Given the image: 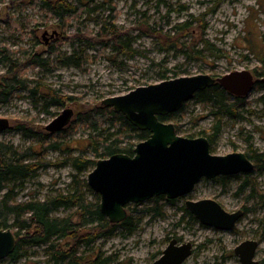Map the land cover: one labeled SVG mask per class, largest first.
I'll return each mask as SVG.
<instances>
[{"label":"rangeland","instance_id":"1","mask_svg":"<svg viewBox=\"0 0 264 264\" xmlns=\"http://www.w3.org/2000/svg\"><path fill=\"white\" fill-rule=\"evenodd\" d=\"M90 8L96 10L88 14L83 8L60 24L58 16L41 8L39 0H0V78L10 66L2 58L7 50L21 63V75L31 87L44 82L65 99L64 104L46 109L44 101L35 98L31 89L18 90L8 102L0 103V117L11 122L10 128L0 131V141L21 149L35 145V140L26 138L17 128L24 124L49 133V142L62 144L60 149H47V160L60 162L69 153H84L99 160L103 156L98 151L103 149L89 145L92 128L77 122L80 113L102 106L107 97L123 95L140 86L199 73L223 76L248 69L254 72L257 82L245 96L243 117L224 116L218 135H214L218 118L212 104L196 98L166 121L174 123L181 136L213 139L211 150L217 155L264 152V75L256 72L264 73V0H95ZM111 14H116L119 29L131 33L136 55L113 47L91 49L82 67L53 65L52 70H42L28 60L32 54L46 57L52 49L72 52L77 32L97 34L102 20ZM184 23L189 24L186 30L181 26ZM173 41L176 46L169 49ZM68 107L74 110V116L65 131L46 130ZM113 122L111 131L125 143L136 145L141 141L127 125ZM113 122L107 120L103 126ZM67 146L72 149L67 150ZM254 162L257 165L256 159ZM93 168L83 176L88 177ZM75 172L71 165L61 164L42 169L17 188V198L44 199L59 189L69 190ZM229 176L202 178L190 193L176 199L162 195L158 200L155 196L143 201L133 212L128 211L136 220L133 231L118 225L111 236L100 237L87 247L82 245L80 251L110 256V264H153L170 241L177 239L178 244H193L192 255L181 264H242L235 248L254 239L260 242L257 264H264V169L255 167L252 172ZM246 180L249 185H245ZM201 199H215L230 212L243 209L244 216L232 230L207 226L186 206L187 200ZM74 211L61 209L55 215L69 216ZM47 246L26 245L22 258L7 257L0 264H54Z\"/></svg>","mask_w":264,"mask_h":264},{"label":"trees","instance_id":"2","mask_svg":"<svg viewBox=\"0 0 264 264\" xmlns=\"http://www.w3.org/2000/svg\"><path fill=\"white\" fill-rule=\"evenodd\" d=\"M93 2L95 0H39V5L42 9L58 16L61 24L66 17L77 15L83 8L87 9L88 14L93 13L96 10V8H90ZM116 19V14H111L102 20L101 31L97 34L77 32L76 40L72 41V52H58L56 49H52L46 57L32 54L28 60L32 64L40 66L42 70H52L53 65L55 67H82L88 61V51L91 49L101 51L113 47L119 51L130 53L131 56L136 55L137 50H133L132 47L131 33L119 29ZM181 26L183 30H186L189 24L184 23ZM174 43V41L170 43L169 49L176 46ZM10 54V51L6 50L2 57L8 61L10 66L0 78V103L8 102L18 90L31 89L35 98L44 101L46 109L55 104H64V97L44 82H39L31 87L28 84L29 80L21 75V63L13 59ZM256 72L260 76L264 75V73ZM194 98L202 103L212 104L213 113L218 118L213 128L215 136L222 129L224 116L243 117L241 112L245 97L234 96L224 90L219 83L198 91ZM174 113L160 116V119L166 121ZM110 119L112 122L115 120L120 121L122 125H127L141 141L147 139L151 134L148 130H140L135 127L113 107L102 105L80 113L77 122L92 128V132L88 136L89 145L96 146L95 149L102 148V152L98 151V153L103 158L121 152L134 155L136 146L133 142L125 143L118 133L111 131L114 122L103 126L105 121ZM17 128L26 138L35 140L36 144L21 149L13 143L0 141V193H2L0 195V228L14 229L17 237L16 248L9 257L14 260L22 258L25 255L26 245L47 244V252L51 254L54 264H110L113 261L110 256L104 258L99 254L94 256L93 252L86 255L80 251V247L82 245L90 246L100 237L111 236L118 225H122L129 232L133 231L137 225L131 214H128L127 218L120 223H111L101 212L100 195L93 191L87 177L83 176V173L91 166H96L98 160L92 159L84 153L76 155L69 153L60 162L47 160V149H60L62 144L57 141L49 142V133L37 131L28 125L22 124ZM176 130L178 131L177 127ZM64 131L65 128L55 133ZM209 140L213 142V139L209 138ZM66 149L70 151L72 148L67 146ZM246 153L249 158L257 160L256 167L264 169V152L248 151ZM60 164L71 165L76 170L72 175L69 190L59 189L44 199L18 200L17 188L22 186L27 179L42 169ZM222 177L225 179L230 176ZM247 183L248 180L245 181V185H249ZM162 197L164 196H157L156 199ZM138 205L140 203H135L133 206L129 204L127 209L133 212ZM61 209H74L75 211L69 216L55 215ZM155 209L157 213H161L160 208L156 207ZM61 242L66 245L63 246Z\"/></svg>","mask_w":264,"mask_h":264},{"label":"water","instance_id":"3","mask_svg":"<svg viewBox=\"0 0 264 264\" xmlns=\"http://www.w3.org/2000/svg\"><path fill=\"white\" fill-rule=\"evenodd\" d=\"M53 34H51V37ZM257 82L254 72L235 70L223 76L199 73L163 80L140 86L123 95L102 100L113 107L140 130L150 136L138 142L134 155L116 153L101 158L89 172L87 181L100 195V210L111 223H120L128 216L127 206L142 203L155 196L176 199L190 193L202 179L249 173L255 162L246 152L226 155L214 154L208 137H185L178 134L166 116L180 110L198 91L219 83L237 97L248 96ZM74 116L70 107L56 116L47 126L50 133L64 129ZM11 122L0 117V131L10 128ZM186 206L201 223L221 230H232L244 216V210L228 211L215 199L187 200ZM17 237L11 228H0V261L15 250ZM260 242L248 239L235 248L242 264H257L256 253ZM193 253V244H178L172 239L153 264H181Z\"/></svg>","mask_w":264,"mask_h":264}]
</instances>
